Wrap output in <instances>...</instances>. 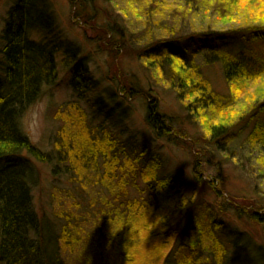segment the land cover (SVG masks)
Masks as SVG:
<instances>
[{"label": "trees", "instance_id": "1", "mask_svg": "<svg viewBox=\"0 0 264 264\" xmlns=\"http://www.w3.org/2000/svg\"><path fill=\"white\" fill-rule=\"evenodd\" d=\"M69 1L74 8L79 6L83 12L76 17H82L84 21L90 19L86 11L96 0ZM227 1L229 0H218V6L226 4L229 7L230 1ZM40 7L35 0H18L9 13L2 38L5 46L0 61V165L4 167L0 169V264H64L61 257L62 247L67 249L71 243L78 241L76 216L72 219L73 211L68 209L62 211V207L60 208L62 201H71L72 197L68 192L61 193L64 195L56 202L59 206L56 215L66 222L62 233L51 242L39 233L41 221L33 209L31 190L23 172L25 170H22L24 166L22 162L27 160L25 156L47 165L57 164L55 172L59 167L64 166L67 175L81 184L90 177L82 173L91 168L90 163L95 164L92 166L96 173L100 161H105L110 173L100 178L101 182L105 181L106 186H109L108 190L113 200H119L120 205L125 207L124 214L118 216L119 220L108 219L110 224L117 223L118 228L121 229L112 238L110 251L114 258L117 257L123 264H134L137 256H132L130 248L132 246L134 251V245L136 247V244H143L148 257L150 253L151 256L155 255V258L144 259L143 264H170L172 252L179 238L176 234L172 235V231L176 223L190 213L194 206V198L187 199L182 181H173L154 171L156 168L150 164L148 159L150 151L146 146L133 137L125 141L123 133L118 132L111 124L120 125L127 121L131 113L128 114V110H124L123 103H129L138 97L142 98L145 94L147 103H145L144 122L155 139L174 145H188L195 152V165L200 166L202 159L208 156L210 148L214 149L220 144L232 142L242 132L235 133L233 130L237 121L234 115L230 120L224 116L225 112L229 111L226 98L214 92L201 67L196 63L197 57L207 52L210 60L221 64L231 90L237 85L240 87L247 82L257 81L264 77V61L243 52L234 54L227 49L238 44L254 45L264 42V24H246L222 30L214 25L195 29L185 24L179 27L174 23L176 27H172L170 26L172 21L159 25L149 22V28L145 25L148 36L144 37L148 38L143 39L144 44L139 40L142 45L132 50L133 55L147 61L143 71L147 75L151 71L159 73L164 88L178 99L188 114L195 117L194 124L200 122L201 113L206 111L207 107L215 106L210 109L216 114L215 118H218V122L208 123L207 135L195 134L192 137L179 116H170L161 112L160 98L155 93L154 97L148 91L145 92L143 87L128 82L117 88L122 83L116 84L114 78L112 82L117 88L116 91L115 89L99 91L101 85L91 77L86 62L87 56L83 55L82 50L75 45L60 47L50 42V26L53 20L48 14L46 15L48 9L42 12ZM181 13L184 14L183 17L188 14L186 11ZM184 21L182 20L180 24ZM159 29L162 30L161 34L156 32ZM34 32L43 33L44 41L41 43L33 41ZM104 36L110 38L111 31ZM114 42L113 54L116 55L124 50L126 41ZM61 50H64L65 55L58 60ZM60 70L71 76L75 99L59 108L55 114V119L60 121L62 126L55 142L57 154L49 155L41 152L29 141L20 129L18 119L25 105L35 101L45 87L53 86L58 82ZM258 89L254 93L256 99H251L253 103L250 106L256 107L260 113L264 106L262 90L264 87L260 86ZM89 91L99 92L95 100L90 101L94 112L91 118L80 104V101L86 99ZM104 92H106L105 96ZM239 115H242V112L237 116ZM97 118L102 120L95 125ZM256 118L257 122L249 137L253 144L264 145V123L259 116L254 119ZM106 121H111V124H107ZM15 170L21 172L20 176L15 175ZM116 175H120L118 188L121 191L118 189V192L113 185V181L117 179ZM76 176L80 178L79 181ZM130 176L134 180L140 178L148 185L152 192L150 197H160L158 206L144 199L130 200L127 198L128 195L125 196L126 188L131 183L134 187H138L137 181L128 182ZM198 180L202 183L201 174ZM215 182L219 184L217 180L210 181V188L217 197H220L223 190L217 187ZM120 193L121 195L124 193V197ZM106 202L109 204V200ZM96 203L100 204L95 201L94 204ZM108 204L105 206L107 207ZM68 206L73 207L70 204ZM230 206L238 220L253 222L261 226L264 233L263 207L253 201L247 207H236L231 204ZM110 215L112 214L108 213L106 217ZM203 221L202 226H199L197 217H193L188 232L199 238L198 229L204 228L210 236L223 230L221 222L210 211L207 219ZM228 241L220 239L211 246L215 264L227 262ZM115 242L117 243L114 245ZM148 242L153 246L146 245ZM119 247L124 251L118 254Z\"/></svg>", "mask_w": 264, "mask_h": 264}, {"label": "rangeland", "instance_id": "2", "mask_svg": "<svg viewBox=\"0 0 264 264\" xmlns=\"http://www.w3.org/2000/svg\"><path fill=\"white\" fill-rule=\"evenodd\" d=\"M17 1L0 0V61L1 52L5 46L2 39L3 33L9 13ZM35 1L41 6L42 12L48 9L46 15L48 14L53 20L50 26V42L60 47L75 45L81 49L83 55L87 56L86 62L91 77L99 81L101 85L99 91L109 89L116 91L118 87L128 82L143 87L145 92L148 91L154 97L157 94L160 98L161 112L170 116H179L192 137L195 134L203 136V133H206L207 135L208 123L218 122V118H215L216 114L210 109L215 106L207 107L206 111L201 113L200 122L197 121L194 124L195 117L188 114L178 99L164 88L159 73L151 71L147 75L143 71L147 61L133 55L132 50L145 43L143 39L144 36H148L146 28H149V22L159 25L172 21V24L170 23L172 27H176L173 25L176 23L179 27L185 24L195 29L214 25L220 30L246 24H264V0H229L230 2L227 1L230 4L229 7L226 4L219 7L218 0H96L86 11L90 19L87 18L85 21L82 17H76L83 12L79 6L76 7L77 9L74 8L69 0ZM181 11H186L188 14L183 17L184 14ZM182 20L185 21L180 24ZM109 31L112 36L105 37L104 35ZM156 32L161 34L162 30L159 29ZM156 32L154 34H157ZM44 39L43 33L34 32L32 35V40L35 42L41 43ZM117 40L126 42L124 50L115 55L112 43ZM139 40L142 44L138 42ZM227 50L234 54L240 52L250 54L264 61V42L254 45L238 44ZM64 55V50H61L58 60H61ZM210 59L207 52L202 53L197 57L196 63L201 67L203 75L214 92L226 98L225 102L229 111L225 112L224 116L229 120L232 115L236 118L234 132L242 133L232 142L220 144L214 149L210 148L208 156L202 159L201 167L195 165V152L188 145H174L155 139L144 122L145 103H147L145 94L142 98L138 97L129 103L122 101L124 110H128V114L131 113L127 121L120 125L111 124V121L106 123L123 133L125 141L133 137L146 146L150 151L148 158L150 164L156 168L154 171L173 181H182L187 199L194 198V206L187 217L185 216L186 218L178 223H176L178 219L175 221L176 227L172 235L176 234L179 238L177 237L178 242L172 252L170 264H215L211 246L220 239L229 240L227 243L229 255L226 256L225 264H264L263 228L247 220H238L230 206L231 204L236 207H247L253 201L264 208V145L253 144L249 137L257 122V118L254 119L256 116H259L264 123V106L260 113L256 107L250 106L256 90H259L260 86L264 87V77L254 82H247L246 85L242 84L240 87L237 85L234 90H231L221 64ZM114 78L116 84L123 85L120 84L116 88L112 82ZM58 79L55 85L45 87L35 101L25 105L18 119L20 129L29 141L41 152L49 155L57 154L55 142L62 126V123L55 119V114L59 108L75 99L71 87V76L60 70ZM88 93L86 99L80 101V104L91 118L94 112L90 101L93 102L99 92L89 91ZM240 112L242 115L237 116ZM102 118L95 119L97 120L95 125H98ZM25 157L27 160L22 162L24 165L22 170H25L23 172L31 190L33 209L41 221L39 233L48 242L55 240L66 224L63 218L56 215L59 211L56 202L65 192L72 197L71 201H62L60 208L62 207V211L65 209L73 211L74 215L71 216L72 219L74 216L77 218L75 222L79 236L78 241L71 243L67 249L62 247L61 257L64 264H123L117 257L114 258L110 251L112 238L121 229L118 228L117 223L110 224L108 219L112 218V221H116L119 215L124 214L125 207L120 205L119 200H113L108 190L109 186H106L105 181L101 182L100 178L110 173L105 161H100L96 173L92 166L95 164L90 163L91 168H88L87 172H82L84 176L90 177L88 181L81 184L67 175L64 166L59 167L56 173L54 169L57 164L47 165ZM3 167L4 165H0V169ZM19 173L21 172L16 171L15 175L20 176ZM200 174L203 177L202 183L198 180ZM116 176L117 179L113 181V185L118 192V189L121 191L118 188L120 175ZM76 178L79 181L80 178L77 176ZM129 178L131 180L129 179L128 182L137 181L138 187H134L132 183L127 186L125 194V196L128 195L127 198L144 199L156 206L159 205L160 197H150L152 192L144 181L140 178L134 180L132 176ZM212 180H217L219 182V184L215 182L217 187L223 190L220 197H217L210 188L209 183ZM63 192L64 194H61ZM123 194L120 193L122 197H124ZM106 200H109V204ZM95 201L100 204H94ZM69 204L73 207L70 208ZM106 204H108L107 207ZM209 211L223 225L221 233L217 232L210 236L204 228L198 229L199 238L192 232L189 233L188 226L192 218L197 217V223L199 222V226H202ZM108 213L112 215L106 217ZM118 243H120L119 240ZM146 245L153 246L149 242ZM130 250L132 256H137L134 264H143L144 259L148 257L143 244H136V247L134 245V251L131 246ZM123 251V248H118V254ZM154 256L150 253L148 258H155Z\"/></svg>", "mask_w": 264, "mask_h": 264}, {"label": "clouds", "instance_id": "3", "mask_svg": "<svg viewBox=\"0 0 264 264\" xmlns=\"http://www.w3.org/2000/svg\"><path fill=\"white\" fill-rule=\"evenodd\" d=\"M218 261H219V258H218Z\"/></svg>", "mask_w": 264, "mask_h": 264}]
</instances>
